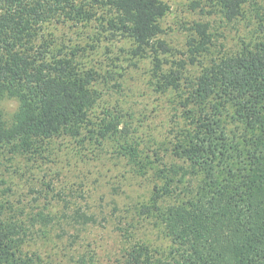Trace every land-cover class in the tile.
<instances>
[{
  "label": "trees",
  "instance_id": "obj_1",
  "mask_svg": "<svg viewBox=\"0 0 264 264\" xmlns=\"http://www.w3.org/2000/svg\"><path fill=\"white\" fill-rule=\"evenodd\" d=\"M108 1L130 36L149 44L162 15L157 0ZM211 1L229 15L249 6L264 18V0ZM77 4L0 0V101L6 96L20 101L11 125L0 118V155L86 130L99 144L119 136L123 150L135 151L120 115L106 112L97 129L89 128L100 99L94 72L80 69L74 55L48 56L34 44L51 20L79 15ZM182 108L187 126L175 146L182 164L167 171L172 181L189 184L160 206L158 194L154 207L169 245L153 250L134 244L124 264H264V39L216 62ZM5 210L0 204V264H41V254L31 248L52 230L59 229L60 238L69 235L74 245L81 232L98 225L94 214L81 209L71 213L65 207L60 215L42 211L26 220L8 219ZM76 263L87 264V259L80 256Z\"/></svg>",
  "mask_w": 264,
  "mask_h": 264
},
{
  "label": "rangeland",
  "instance_id": "obj_2",
  "mask_svg": "<svg viewBox=\"0 0 264 264\" xmlns=\"http://www.w3.org/2000/svg\"><path fill=\"white\" fill-rule=\"evenodd\" d=\"M157 2L162 15L149 44L130 36L108 0H78L79 15L51 20L37 32L34 44L48 56L63 51L94 72L100 99L89 128L97 129L106 112L120 115L136 148L123 150L119 136L99 144L86 130L0 155V204L8 219L60 215L65 207L98 218L74 245L69 235L59 237V229L33 245L41 264H77L80 256L87 264H124L134 244L153 250L169 245L154 207L158 194L160 206L189 184L172 181L167 171L182 164L175 150L187 126L182 102L216 62L264 39V18L249 6L229 15L211 0ZM19 108L17 98L4 97L0 118L11 125Z\"/></svg>",
  "mask_w": 264,
  "mask_h": 264
}]
</instances>
